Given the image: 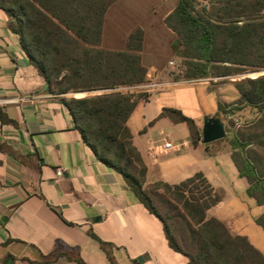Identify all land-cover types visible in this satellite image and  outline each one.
<instances>
[{
    "label": "crops",
    "instance_id": "obj_1",
    "mask_svg": "<svg viewBox=\"0 0 264 264\" xmlns=\"http://www.w3.org/2000/svg\"><path fill=\"white\" fill-rule=\"evenodd\" d=\"M177 5L178 0H118L106 13L101 47L125 51L131 33L141 28L143 65L148 75L162 74L161 87L151 92L144 85L122 88L146 94L128 120L133 143L148 168V183L175 185L202 173L224 193L208 217L221 220L259 249L252 234L264 211L257 217L253 213L256 201L247 194L248 181L239 175L225 146L228 140L194 144L185 123L161 117L165 108L190 114L185 96L189 85L209 87L210 93L225 87L236 90L223 79L171 78L169 61L179 56L173 49L177 35L166 19ZM193 95L199 107L198 95ZM239 98L237 91L226 104ZM212 110L207 116L219 115V108ZM0 115L7 118L0 117V264H80L78 259L114 264L109 253L117 264L188 263L170 246L160 218L85 143L69 109L49 92L45 78L30 63L3 9ZM167 142L172 143L170 149L165 148Z\"/></svg>",
    "mask_w": 264,
    "mask_h": 264
},
{
    "label": "trees",
    "instance_id": "obj_2",
    "mask_svg": "<svg viewBox=\"0 0 264 264\" xmlns=\"http://www.w3.org/2000/svg\"><path fill=\"white\" fill-rule=\"evenodd\" d=\"M116 1L0 0V9L49 92L69 109L85 143L160 218L170 246L188 258L187 264H264V254L247 237L208 217L224 193L202 173L175 185L147 182L148 168L128 127L146 94L122 89L149 81L141 54L145 33L135 29L125 51L101 47L106 13ZM166 24L177 35L173 49L186 63L185 81H224L264 69V0H208L202 9L195 0H178ZM232 83L240 98L220 105L219 114L253 108L257 116L241 124L231 119L225 139L240 177L248 181L247 194L264 206V75ZM81 93L87 95L76 97ZM161 117L185 123L193 143L202 142V128L181 110L165 108ZM256 223L264 230V213Z\"/></svg>",
    "mask_w": 264,
    "mask_h": 264
},
{
    "label": "rangeland",
    "instance_id": "obj_3",
    "mask_svg": "<svg viewBox=\"0 0 264 264\" xmlns=\"http://www.w3.org/2000/svg\"><path fill=\"white\" fill-rule=\"evenodd\" d=\"M196 1V5L199 9H202L206 4H208V0H195ZM180 58H183L182 56H179ZM264 75V69L261 70H257V71H249L243 74H237L235 76H231L228 77L227 79L224 77V81H222V83H232L236 80H240L246 77L249 78H256L259 76ZM209 81V79H205V80H200V82H206ZM233 84V83H232ZM189 90L186 91L185 96L186 97V103L188 105V107L191 109L190 110V114H188L189 117L194 118L200 125V127L202 128L201 125H204V121L205 118L207 117V115L209 113H212V109L213 108H220V105H224L232 100V97H234V95L236 94V90L233 89L232 87H225V89L220 90L219 93L214 91V93H210L208 91L209 87H203L202 85H198V84H194V85H189ZM218 87H215V90ZM218 91V90H216ZM85 94V93H83ZM193 94L198 95V100L199 102V107H195L194 104V98L195 96ZM87 95V94H85ZM84 95V96H85ZM83 97V96H82ZM212 98V99H211ZM210 99V100H208ZM212 100H213V104H212ZM220 117L223 119L225 125H226V131L227 134H229V129H230V121L231 119L234 120L236 122V124H241V123H245V122H249L251 120H253L256 116H257V110L256 109H246L240 112H237L236 115L228 114V113H220L219 114ZM223 141H226V139H221ZM227 144L225 145L226 147H228L229 149H231L230 144L228 141H226ZM226 155L223 156L222 160L227 162V159L225 157ZM221 160V159H220ZM262 211H264V206H259L257 203L255 204L253 213H255L256 217L260 215V213H262ZM255 234H252V240L254 242V244L261 249L264 252V231L260 226L255 227ZM261 232V233H259ZM254 235H256L254 237ZM259 235H261V239H259Z\"/></svg>",
    "mask_w": 264,
    "mask_h": 264
},
{
    "label": "built area",
    "instance_id": "obj_4",
    "mask_svg": "<svg viewBox=\"0 0 264 264\" xmlns=\"http://www.w3.org/2000/svg\"><path fill=\"white\" fill-rule=\"evenodd\" d=\"M169 67L171 69V71L169 72V75L171 76L172 79L174 80H181V81H185L183 80V76L187 70V66L186 63L184 61L183 58H178V59H172L169 61ZM161 73L157 72L154 77L152 75H148V79L149 81L144 84V87L148 90V92H151L159 87H161L162 85V77H161ZM189 82H198V81H189ZM172 147V143L167 142L165 144V148L166 149H170ZM64 173L63 170L59 169L57 174L59 176H62Z\"/></svg>",
    "mask_w": 264,
    "mask_h": 264
},
{
    "label": "water",
    "instance_id": "obj_5",
    "mask_svg": "<svg viewBox=\"0 0 264 264\" xmlns=\"http://www.w3.org/2000/svg\"><path fill=\"white\" fill-rule=\"evenodd\" d=\"M227 131L223 119L219 115L207 116L202 129V141L204 144L226 138ZM142 261V259H140Z\"/></svg>",
    "mask_w": 264,
    "mask_h": 264
}]
</instances>
